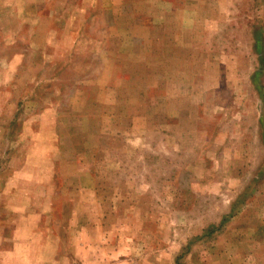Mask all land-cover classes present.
Returning a JSON list of instances; mask_svg holds the SVG:
<instances>
[{
    "label": "rangeland",
    "instance_id": "1",
    "mask_svg": "<svg viewBox=\"0 0 264 264\" xmlns=\"http://www.w3.org/2000/svg\"><path fill=\"white\" fill-rule=\"evenodd\" d=\"M0 264H264V0H0Z\"/></svg>",
    "mask_w": 264,
    "mask_h": 264
},
{
    "label": "trees",
    "instance_id": "2",
    "mask_svg": "<svg viewBox=\"0 0 264 264\" xmlns=\"http://www.w3.org/2000/svg\"><path fill=\"white\" fill-rule=\"evenodd\" d=\"M210 232H213L212 230H210Z\"/></svg>",
    "mask_w": 264,
    "mask_h": 264
}]
</instances>
